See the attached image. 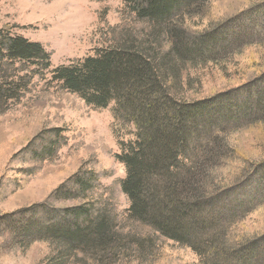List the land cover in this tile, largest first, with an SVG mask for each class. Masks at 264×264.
<instances>
[{"label":"trees","instance_id":"16d2710c","mask_svg":"<svg viewBox=\"0 0 264 264\" xmlns=\"http://www.w3.org/2000/svg\"><path fill=\"white\" fill-rule=\"evenodd\" d=\"M123 1L129 17L143 29H109L106 48L53 70L50 54L41 45L0 29V114L19 103L33 79L44 73L94 109L112 106L115 121L131 127L134 136L120 144L115 156L126 172L120 181L129 201L126 220L191 248L199 256L197 264H264V235L220 236L264 199V158L249 170L242 168L237 186L229 191L210 195L202 188L213 164L228 159L219 135L249 120L264 122V75L261 87L251 83L204 100L187 102L180 94L186 90L187 62L206 63L233 39H256L264 32V0L249 13L190 37L180 21L197 0ZM239 21L247 27L231 34ZM240 95L246 99L243 106L231 101ZM39 138L41 149L28 154L37 162L53 160L63 147L62 131L52 129ZM98 188L96 173L79 169L48 201L1 217L0 228L28 244L60 245V257L51 264H65L73 253L87 254L94 264H117L122 253L128 255L134 246L143 250L152 239L136 244L132 232L121 233L115 206L93 198ZM238 190L247 195L245 200L234 198ZM50 201L78 204L56 207Z\"/></svg>","mask_w":264,"mask_h":264},{"label":"rangeland","instance_id":"374dc122","mask_svg":"<svg viewBox=\"0 0 264 264\" xmlns=\"http://www.w3.org/2000/svg\"><path fill=\"white\" fill-rule=\"evenodd\" d=\"M261 1L197 0L180 22L189 37L208 33L230 18L249 13L247 11ZM130 18L123 0H0V29H8L13 36L41 45L50 54V70L80 62L106 48L109 29L144 28ZM244 25L248 24L239 21L236 27L232 26L231 34L244 29ZM232 42L211 61L187 62L186 90L180 92L187 102L240 90L251 83L261 87L264 32L256 39H251L250 35L238 43L236 39ZM49 78L48 73L42 78L35 77L22 100L0 114V218L48 201L50 194L79 169L92 170L99 184L93 198L109 200L115 206L119 231L132 232L136 244L142 238L152 239L143 250L134 246L128 255L122 253L117 264H197L199 256L191 248L163 239L126 220L129 201L120 189L126 172L115 156L121 152V143L134 139L133 129L115 121L112 106L94 109ZM232 99L241 106L246 103L243 95ZM258 120H249L219 135L228 159L213 164L203 183V192L217 195L223 189L235 188L240 170H249L261 162L264 122ZM52 129L62 131L63 147L53 160L37 162L28 153L40 150V135ZM240 190L234 198L245 200L247 195ZM50 202L56 207L78 204ZM260 235H264V199L220 236L241 239ZM59 246L46 241L28 244L12 231L0 228V264L55 263L62 251ZM78 262L94 264L87 254L81 253H73L65 264Z\"/></svg>","mask_w":264,"mask_h":264}]
</instances>
